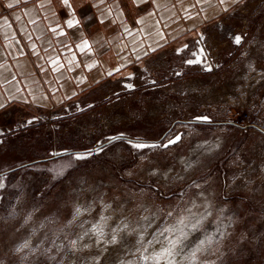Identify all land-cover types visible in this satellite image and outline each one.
Here are the masks:
<instances>
[{
    "label": "rangeland",
    "instance_id": "374dc122",
    "mask_svg": "<svg viewBox=\"0 0 264 264\" xmlns=\"http://www.w3.org/2000/svg\"><path fill=\"white\" fill-rule=\"evenodd\" d=\"M217 1L140 62L0 107V264H264V0Z\"/></svg>",
    "mask_w": 264,
    "mask_h": 264
},
{
    "label": "crops",
    "instance_id": "0c3cea01",
    "mask_svg": "<svg viewBox=\"0 0 264 264\" xmlns=\"http://www.w3.org/2000/svg\"><path fill=\"white\" fill-rule=\"evenodd\" d=\"M216 2L68 0L65 4L64 0H0V105L19 100H39L45 105L49 98L61 99V91L55 87L49 92L46 84H63L65 65H79L83 76L87 77L86 71L94 77L98 74L93 71L99 67L116 71L127 68L130 62H140L147 51L187 36L201 21L205 24L213 17H209L212 13L206 6ZM139 5H143L142 10ZM198 5L203 6L201 15L194 12ZM80 9L87 19L95 20L90 29L82 27ZM68 21H72L71 26ZM65 38L68 42L63 43ZM84 41L90 47L82 51L78 46ZM64 50H68L67 57ZM17 52L32 55L39 72L27 74L16 59ZM75 73L77 84L80 75Z\"/></svg>",
    "mask_w": 264,
    "mask_h": 264
},
{
    "label": "snow or ice",
    "instance_id": "6c2138e0",
    "mask_svg": "<svg viewBox=\"0 0 264 264\" xmlns=\"http://www.w3.org/2000/svg\"><path fill=\"white\" fill-rule=\"evenodd\" d=\"M17 2H19V0H17ZM233 2H236V0H233ZM64 3L67 4V3H68V0H64ZM220 3H222V4L225 3V0H220ZM8 6L11 7L12 5L9 4ZM68 24H69V26H71V25H72V21H68ZM201 38L203 39V37H201ZM241 39H242L241 36L236 35V36L234 37V42H235L236 44H239V43L241 42ZM78 47H80L81 50L83 51L84 49L89 48L90 46L88 45L87 41H84V42L82 43V45H80V46H78ZM201 51H202V50H201ZM53 63H56V62L53 61ZM187 63H189V64L200 63V61H199V60H189V61H187ZM208 70H211V69H208ZM109 75H111V73H109ZM127 87H128L129 89H131V88L133 87V85L128 84ZM2 106H3V105H0V107H2ZM196 119H197V120H202V121H207V120H208V117H197ZM110 139H122V137H112V138H110ZM179 140H180V137L177 136V137L175 138V140H170V141H169V144L176 143V142L179 141ZM134 147L137 148V149H143V148H146V147H158V145H147V144H144V143H139V142H137V143L134 144ZM165 147H167V145H165ZM88 155H91V153L89 152V153L77 154V157H76V158H77V159H85L86 156H88ZM76 215H77V216L80 215V209H79V208L76 209ZM169 215H171V213H169ZM180 223H184V221L181 220ZM196 226H197V225H193L194 228H195ZM125 227H126V226H125ZM94 231L99 232V234H100L101 236L103 235L102 230H100L99 228L94 229ZM84 235H88V233L85 232ZM82 238H83V237H81V239H82ZM96 242H97V243H100L99 240H97ZM116 242H117V235H116V233L114 232L113 235H112V237H111V239L108 241V243H116ZM70 243H71V245H72L73 247H75L77 241H71ZM176 243H179V241L177 240V241H174V242H173V244H176ZM204 243H205V241H203V240L200 241V244H201V245H203ZM21 247L27 248L28 245H27V243H25V244L22 245ZM84 247H89V245H88V244H85ZM198 250H199V248L197 249V251H198ZM168 254L171 255L170 252H169ZM195 254H196V253H195V251H194V252L192 253V255L195 256Z\"/></svg>",
    "mask_w": 264,
    "mask_h": 264
},
{
    "label": "built area",
    "instance_id": "2783aa9c",
    "mask_svg": "<svg viewBox=\"0 0 264 264\" xmlns=\"http://www.w3.org/2000/svg\"><path fill=\"white\" fill-rule=\"evenodd\" d=\"M262 69H264V65L261 67ZM240 115L243 117V118H248L249 117V112L248 111H246V110H242L241 112H240Z\"/></svg>",
    "mask_w": 264,
    "mask_h": 264
},
{
    "label": "water",
    "instance_id": "95a60500",
    "mask_svg": "<svg viewBox=\"0 0 264 264\" xmlns=\"http://www.w3.org/2000/svg\"><path fill=\"white\" fill-rule=\"evenodd\" d=\"M94 149V148H93ZM44 159H47V158H42V159H39V160H44ZM25 164H27V163H25ZM25 164H23V165H25Z\"/></svg>",
    "mask_w": 264,
    "mask_h": 264
}]
</instances>
